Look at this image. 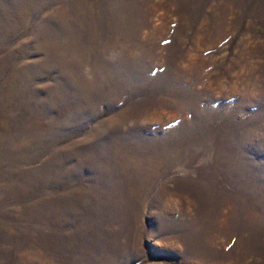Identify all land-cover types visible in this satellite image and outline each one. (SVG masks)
Listing matches in <instances>:
<instances>
[{"label": "rangeland", "instance_id": "374dc122", "mask_svg": "<svg viewBox=\"0 0 264 264\" xmlns=\"http://www.w3.org/2000/svg\"><path fill=\"white\" fill-rule=\"evenodd\" d=\"M0 264H264V0H0Z\"/></svg>", "mask_w": 264, "mask_h": 264}]
</instances>
